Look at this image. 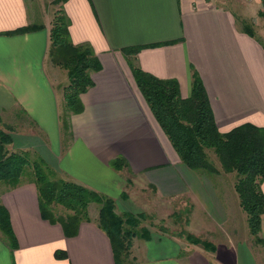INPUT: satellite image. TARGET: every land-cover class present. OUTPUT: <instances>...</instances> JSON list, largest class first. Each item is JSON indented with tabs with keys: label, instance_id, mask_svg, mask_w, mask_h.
Instances as JSON below:
<instances>
[{
	"label": "crops",
	"instance_id": "1",
	"mask_svg": "<svg viewBox=\"0 0 264 264\" xmlns=\"http://www.w3.org/2000/svg\"><path fill=\"white\" fill-rule=\"evenodd\" d=\"M226 2H64L73 42L91 43L102 63L92 72L93 85L82 93L84 110L72 114L73 134L66 139L60 113L68 70L50 57V30L57 9L42 13L28 0H0V114L16 119L23 113L35 126L30 131L14 130L8 149L42 155L63 177L113 197L118 213H156L169 219L177 200H182V206L190 203L185 230L216 245L212 250L187 237H171L154 231V225L148 228V236H133L129 255L121 264H264V213L258 251L249 239L237 237L238 225L231 232L223 227L229 216L209 177L212 174L182 160L122 50L174 40L145 46L131 57L159 77L177 78L184 97L191 94L196 69L222 132L246 121L264 126V41L242 28L236 10ZM246 2L240 19L256 21L264 0ZM31 24L43 26L7 32ZM118 156L126 158L128 165L114 167L112 160ZM214 163L220 169L216 175L226 186L224 201H234L230 213L235 220L245 211L235 187L236 172L225 171L218 155ZM0 201L9 210L18 241L13 248L0 231V264H118L111 237L96 220L99 210L94 213V203L89 208L92 220L83 221L78 233L68 236L61 223L42 216L38 187L28 174L17 186L2 181ZM198 212L208 222L202 219L197 222L201 228L194 229ZM57 249H65L68 256L57 257Z\"/></svg>",
	"mask_w": 264,
	"mask_h": 264
},
{
	"label": "trees",
	"instance_id": "2",
	"mask_svg": "<svg viewBox=\"0 0 264 264\" xmlns=\"http://www.w3.org/2000/svg\"><path fill=\"white\" fill-rule=\"evenodd\" d=\"M259 13L263 14L261 10ZM237 20L248 33L256 34L253 22L240 17ZM42 26L24 25L7 32H26ZM69 26L70 21L64 8H58L50 30V57L55 64L68 70L69 82L64 86L65 101L60 113L62 132L66 139L73 134L72 114L84 110L82 93L94 83L92 72L102 67L91 43L73 42ZM172 41L174 40L129 45L122 50L128 54L127 58L139 88L182 160L193 169L219 173L220 169L210 159L207 150L214 149L223 169L236 172L235 187L247 213L250 232L257 241H262L259 232L264 213V126L246 121L222 132L204 81L196 69L193 72L191 94L184 97L177 78L159 77L136 63L135 56L131 57L145 46ZM1 119L0 114V121ZM12 140L13 135L0 127V183L6 181L11 186H17L23 181V175L28 174L37 184L42 216L51 222L61 223L66 235L78 233L83 221L92 220L89 210L92 203L99 205L96 220L111 237L118 264L125 262L133 236L149 235L148 229L141 233L135 227L146 216L145 213L138 216L131 212L118 213L113 197L62 175L58 176L59 171L40 154L30 150L10 151L7 146ZM112 165L122 168L128 165V161L123 156H118L112 160ZM28 168L31 169L27 170ZM59 205H63L67 211H60ZM188 221L187 217L186 222ZM0 231L13 248L18 246L9 210L1 201ZM182 234L206 248H216L211 241L185 229ZM55 255L59 258L66 257L68 252L57 249Z\"/></svg>",
	"mask_w": 264,
	"mask_h": 264
},
{
	"label": "rangeland",
	"instance_id": "3",
	"mask_svg": "<svg viewBox=\"0 0 264 264\" xmlns=\"http://www.w3.org/2000/svg\"><path fill=\"white\" fill-rule=\"evenodd\" d=\"M228 2H226L227 4L231 5V8L233 10H236V14L239 17L244 18L240 13V9L247 4V2L243 1V0H227ZM28 3H30L31 6H34L35 10L37 11H41L42 13L45 12H54L56 9H58L59 7H62L64 4V0H28ZM225 3V2H223ZM235 6V9H234ZM238 6V7H236ZM263 14L258 13V16L256 17V21H253L251 18H245L248 21H250L253 25H254V29L255 32L258 36H262L261 39L264 41V4L262 6V8L260 9ZM238 12V13H237ZM263 33V34H260ZM34 125L30 123V121L27 119V117L25 116V114L20 113L19 116L16 117V119L14 118H9L7 116L2 117L1 121H0V127H2L5 131H9L11 134H13L14 130L17 131H30V128H34ZM18 134V133H17ZM209 157L211 160L215 161L217 160V154L214 152V150L210 149L209 150ZM209 177H211L213 179V181L216 184V188H217V193H219L218 195L221 197L224 205H225V209H227L228 212V219L226 222L223 223V227L226 228L227 230H229L231 232V229L236 227L237 231L239 230L237 237L238 236H244L245 240L249 239L250 240V245L252 247V249L255 250H259L260 246H259V242L256 240V237L250 232V228H249V224H248V217H246V211H244V215L242 214H237L235 220L233 215H231V207L232 205H234V201H230L228 204L224 201V195H223V191L226 189L225 183L222 179H220L219 176H217V173L214 172H210ZM61 176V174L59 173L58 176ZM174 211L172 212V214L170 215V218H158V215L156 213L154 214H147L145 213V217H143L141 219V221L135 225V227H137V229L140 230V232L142 233L145 229H150V226H158L159 228H156L155 226L154 231L156 232H167L169 233L168 235H170L171 237L173 236H183L186 237L185 234H182V231L187 227L188 224H186V219L187 217H190V212H192V205L189 203L186 206H182V200H177V202L175 203V206L173 207ZM92 209L94 211V213L97 212V210H99V205L95 204L92 206ZM243 209V208H242ZM59 210L66 212L67 210L65 209V207L63 205H59ZM199 213V212H198ZM123 214V213H121ZM200 214V213H199ZM202 219L206 220V223L208 222L207 217H204L203 214H200L198 216V218H194L193 221V225L191 226V228L194 229H198L201 228L200 225L197 224L198 221H201ZM157 221V222H156ZM205 224V223H204ZM210 225V224H209ZM220 230L222 231V226H219ZM193 230V229H192ZM133 238V237H132ZM131 238V239H132ZM130 239V241H131ZM188 239V238H187ZM189 240V239H188ZM129 253V251L127 250V254ZM129 255V254H128Z\"/></svg>",
	"mask_w": 264,
	"mask_h": 264
},
{
	"label": "built area",
	"instance_id": "4",
	"mask_svg": "<svg viewBox=\"0 0 264 264\" xmlns=\"http://www.w3.org/2000/svg\"><path fill=\"white\" fill-rule=\"evenodd\" d=\"M245 1H249L250 2V1H254V0H245Z\"/></svg>",
	"mask_w": 264,
	"mask_h": 264
}]
</instances>
